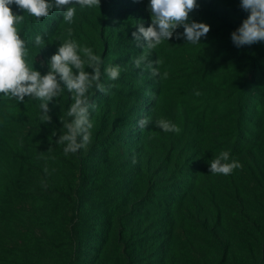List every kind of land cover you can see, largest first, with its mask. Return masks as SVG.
Masks as SVG:
<instances>
[{"label": "rangeland", "instance_id": "1", "mask_svg": "<svg viewBox=\"0 0 264 264\" xmlns=\"http://www.w3.org/2000/svg\"><path fill=\"white\" fill-rule=\"evenodd\" d=\"M148 3L101 0L93 8L77 6L72 23L56 9L37 21L11 6L24 16L18 31L29 21L23 37L41 75L67 39L91 48L101 64L100 79L85 97L91 142L75 154L65 155V145L58 143L65 124L74 120L67 113L75 103L59 75L58 94L47 102L50 122L40 119L39 99H0V264H127L128 253V264H264L255 224L264 221V204L243 166L232 173L245 202L239 210L218 194L217 230L225 245H214L180 219L191 206L181 204L184 181L199 179L201 167L205 171L221 152L231 155L234 141L241 150L253 140L256 118L264 114V42L242 48L232 42L231 34L249 15L241 0H197L189 19L210 25L207 37L193 45L174 36L148 50L132 35L140 24L150 25ZM37 36L50 40V48L37 47ZM149 64L160 75L153 76ZM117 65L120 76L111 80L106 68ZM84 70L93 73L87 63ZM142 119L149 120L147 127L141 128ZM160 119L180 133L156 127ZM161 163L175 166L172 176L166 177Z\"/></svg>", "mask_w": 264, "mask_h": 264}, {"label": "clouds", "instance_id": "2", "mask_svg": "<svg viewBox=\"0 0 264 264\" xmlns=\"http://www.w3.org/2000/svg\"><path fill=\"white\" fill-rule=\"evenodd\" d=\"M100 2L101 0H0V94L16 99L20 103H23L26 97L39 99L41 101L39 107L44 113L40 119L50 122L47 102L58 94L59 75L67 90L75 94L73 97L75 103L67 113L68 116L74 117V120L65 124L67 132L58 141L59 144L65 145L63 149L65 155L75 154L91 142L90 129L93 124L90 121L85 97L92 83L100 79L101 59L93 54L91 48L81 49L75 41L68 40L59 46L57 54L51 58L50 71L46 75H41L26 63L25 57L28 52L25 41L21 39L16 27L23 21L24 16L14 14L11 6L15 5L20 11L37 18V21L47 17L50 10L56 9L63 13L66 22L72 23L77 6L93 8L100 6ZM197 7V0H149L147 11L150 13L151 23L148 27L140 24L137 27L138 31L132 35L136 41L143 39L148 50L155 49L165 40H172L174 36L177 40L184 39L186 43L199 44L210 32V25L190 21V13ZM240 8L249 15L231 34L234 45L242 48L264 42V0H241ZM180 28L183 32L178 31ZM42 42L40 36L35 38L36 46L39 47ZM81 51L86 60L78 54ZM144 59V56L137 58L134 61L136 67H140ZM85 63L93 69L92 74L84 70ZM156 63L159 64L161 61L158 60ZM148 68L153 76L160 75L159 70L153 68L151 64ZM73 69L77 70L75 74ZM120 72L121 68L118 65L106 68V74L111 80L118 79ZM167 75L168 73L164 72L163 78ZM97 88L101 92L105 91L104 85L97 84ZM195 95L200 93L196 92ZM139 124L141 128L147 127L149 120L142 119ZM156 127L166 133L179 134L181 131L177 125L164 119L156 121ZM209 164V172L213 175L227 176L242 167L239 161L230 160V153L227 151L214 157ZM44 171L48 174L47 168Z\"/></svg>", "mask_w": 264, "mask_h": 264}, {"label": "trees", "instance_id": "3", "mask_svg": "<svg viewBox=\"0 0 264 264\" xmlns=\"http://www.w3.org/2000/svg\"><path fill=\"white\" fill-rule=\"evenodd\" d=\"M31 17L32 16L30 15V18L28 19L32 20ZM49 22H50L49 19L46 20V24H49ZM28 24L29 21H26L23 28L20 26L21 28L18 31V34L20 35L21 39H23L24 41L25 38L23 36L25 30L28 29L27 27ZM62 33L63 32L58 34L57 40L63 39L65 34L62 35ZM50 42H51L50 40H44L39 47L44 48V50H47L48 48H50L49 46ZM27 52L28 54L25 57L26 63L31 69L34 70L35 69L34 64L31 63V57H33L32 55L33 53H31L32 51L30 49H27ZM49 58H51V55H49ZM3 96H4L3 94H0V99H4ZM68 97L71 98V93H68ZM256 123L258 125L256 133H250V136L253 139L252 142L245 148L239 150L238 147H236L238 145L237 141H234L233 143L234 146L232 148H236V149L232 151L230 155V160L235 159L239 161L240 164L243 166V173L246 174V176H244L245 179L246 180L249 179L250 183L251 181L254 182L252 183V185L261 190L259 199H261V205H262L264 204V114L261 113L260 116L259 115L257 116ZM148 128H145V130L148 131ZM163 165L164 164L161 163L160 167L165 169L166 177L168 175L172 176L175 166L164 167ZM209 168L210 167H208L204 171L203 167H201L200 169L199 166V169L201 170V176L199 177V179L194 180V178H191L190 180L184 181L186 189L184 191H181L182 192L181 204L187 203V205L190 204L191 206L186 209V213H184L183 211L182 213L179 212L180 214L183 215V217L180 216V219H183L182 222L184 225H188V227L192 229H198L206 233L208 238L214 242V245H225V242L223 241L220 235L221 233H218L217 230V228L219 227L222 221V208H221L222 201L219 195L224 198V203L227 202V206L229 204L228 202H236L237 207L235 209L237 210H239L238 204L245 202L241 197L242 191L239 190L238 183L234 181V179L232 178V174L227 176L213 175L209 172ZM208 172L214 176L213 179L205 177L206 175L209 174ZM171 178L173 179V177ZM175 181L176 180H174L173 185L178 184L175 183ZM231 192L235 193L236 198L230 197ZM168 214L170 215V211H168ZM255 224H258L257 226L260 228V234L262 235L261 237L262 242L264 243V221L261 224L256 223L255 221ZM79 241L80 240L77 238V241L73 243L74 249L78 248ZM128 254L129 255H125V260L127 264L132 260L131 259L132 254L130 253ZM222 255L225 256V252L224 253L222 252Z\"/></svg>", "mask_w": 264, "mask_h": 264}]
</instances>
